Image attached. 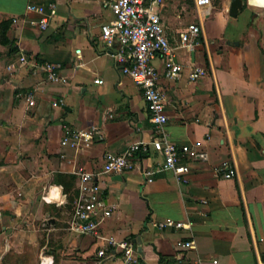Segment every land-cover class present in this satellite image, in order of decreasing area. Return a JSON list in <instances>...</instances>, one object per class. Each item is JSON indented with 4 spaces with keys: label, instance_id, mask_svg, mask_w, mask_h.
<instances>
[{
    "label": "crops",
    "instance_id": "1",
    "mask_svg": "<svg viewBox=\"0 0 264 264\" xmlns=\"http://www.w3.org/2000/svg\"><path fill=\"white\" fill-rule=\"evenodd\" d=\"M36 1L58 3L46 30L14 22L26 15L29 0H0V22L10 21L11 39L0 40V264H98L103 241L68 228L80 171H100L108 151L150 140L154 124L142 88L117 64L116 45L103 38L112 10L99 0ZM222 1L208 20H194L203 30L191 47L180 46L189 23L172 29L169 3L165 29L183 74L170 79L162 57L153 61L167 94L169 137L198 145L209 159L184 156L191 169L178 180L160 169L164 155L151 146L133 170L97 180L105 200L118 204L100 233L141 236L138 264H264V0H244L236 16L232 0ZM46 61L60 65L59 79L49 77ZM197 65L205 73L195 80ZM92 125L103 135L91 146L62 144L66 126ZM226 160L237 169L233 177L219 172ZM148 169L156 170L153 181ZM169 218L191 226L154 224Z\"/></svg>",
    "mask_w": 264,
    "mask_h": 264
},
{
    "label": "built area",
    "instance_id": "2",
    "mask_svg": "<svg viewBox=\"0 0 264 264\" xmlns=\"http://www.w3.org/2000/svg\"><path fill=\"white\" fill-rule=\"evenodd\" d=\"M99 1L109 7L115 16L113 20L102 24L103 38L109 46L116 45L117 49L112 53L117 64L142 88L154 124V133L150 140L135 141L123 152L108 151L102 170L97 172L80 171L79 194L68 228L76 233L96 235L103 241V245L98 249L96 263L102 264L106 260L118 258V264H138L140 255L137 239L133 237L119 238L115 235L100 233L101 223L115 212L118 204L108 203L105 200L103 190L97 181L98 177L104 173H124L133 170L137 164V155L149 151L151 146H154L164 155L160 169L172 170L177 179L182 180L191 169L190 164L183 161V157L207 160L209 153L198 145L177 144L169 137L166 129L169 120L166 110L167 94L159 84L161 71L153 61L157 56L162 57L164 73L170 79H178L183 74L184 66L178 60L177 47L171 43L166 32L163 14L165 7L175 0ZM57 10L58 3L56 1L29 0L26 15L23 18L14 17V22L29 21L38 25L42 30H46L57 14ZM202 30V21L189 23L180 32V46H193ZM23 59L25 60L26 56H23ZM43 67L51 79L61 77L58 63L46 61ZM204 73V68L197 65L193 68L190 76L196 80ZM101 135H103V129L99 125H92L84 129L66 126L62 144L77 149L86 148L91 146ZM155 171V169L145 171L149 176V181H153ZM219 172H223L226 177H233L237 174V169L226 160L219 167ZM154 224L160 228L191 226V222L186 223L171 218L156 221ZM193 243V241H179V245L190 246Z\"/></svg>",
    "mask_w": 264,
    "mask_h": 264
},
{
    "label": "rangeland",
    "instance_id": "3",
    "mask_svg": "<svg viewBox=\"0 0 264 264\" xmlns=\"http://www.w3.org/2000/svg\"><path fill=\"white\" fill-rule=\"evenodd\" d=\"M222 0H176L168 6L169 14L171 18L172 29H177L186 26L188 23L197 19V16H201L203 21L208 20L214 10H221L223 8ZM175 14L181 15L177 18ZM244 12H241L240 18L244 16ZM235 23L231 22L229 26V32L233 34L235 31Z\"/></svg>",
    "mask_w": 264,
    "mask_h": 264
},
{
    "label": "water",
    "instance_id": "4",
    "mask_svg": "<svg viewBox=\"0 0 264 264\" xmlns=\"http://www.w3.org/2000/svg\"><path fill=\"white\" fill-rule=\"evenodd\" d=\"M243 7H244V0H232L230 12L232 15L236 16ZM137 244H138L139 254L142 255L144 253V250H143V239L141 236H138Z\"/></svg>",
    "mask_w": 264,
    "mask_h": 264
},
{
    "label": "trees",
    "instance_id": "5",
    "mask_svg": "<svg viewBox=\"0 0 264 264\" xmlns=\"http://www.w3.org/2000/svg\"><path fill=\"white\" fill-rule=\"evenodd\" d=\"M10 27V21H2L0 22V40L3 43L11 42V39L7 35V31ZM65 189L68 190V186L65 185Z\"/></svg>",
    "mask_w": 264,
    "mask_h": 264
}]
</instances>
